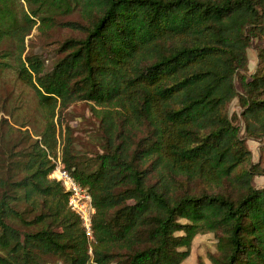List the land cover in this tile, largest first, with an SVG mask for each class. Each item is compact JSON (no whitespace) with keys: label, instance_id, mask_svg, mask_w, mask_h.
Returning <instances> with one entry per match:
<instances>
[{"label":"trees","instance_id":"1","mask_svg":"<svg viewBox=\"0 0 264 264\" xmlns=\"http://www.w3.org/2000/svg\"><path fill=\"white\" fill-rule=\"evenodd\" d=\"M72 13L79 20L57 18ZM56 26L73 34L46 70L25 40ZM3 43L0 79L13 71L44 123L7 152L0 264H181L205 234L207 263L264 264V186L253 181L264 166L246 143L264 152V0H0ZM77 103L97 121L90 156L67 117ZM57 151L91 194V252L49 177Z\"/></svg>","mask_w":264,"mask_h":264},{"label":"rangeland","instance_id":"2","mask_svg":"<svg viewBox=\"0 0 264 264\" xmlns=\"http://www.w3.org/2000/svg\"><path fill=\"white\" fill-rule=\"evenodd\" d=\"M57 18L61 21L79 20V15L77 13L58 14ZM72 34L70 30L62 26H56L50 30H38L35 27L26 36V52L39 55L44 61L45 69L50 70L52 63L60 56L56 52L58 43ZM7 45V43H3L0 46V50L6 48ZM258 45L259 42L254 41L247 49V79L256 70V46ZM227 107L230 116L235 113L240 117V108L237 99H233L228 103ZM67 117L74 130L75 149L80 151L81 154L88 156L98 151L99 139L96 134L97 121L91 115L87 104H74L68 110ZM43 123L34 92L28 86L22 84L16 78L13 71H5L0 79V178H6V176L13 173L10 162L7 160V152L11 146L16 142L23 141V133L25 130L29 131L35 137V134L43 128ZM235 123L242 128L243 123L241 119L235 121ZM246 143L252 152L251 161H260V164L264 166V152L260 150L261 143L251 139H248ZM56 155H60V151H57ZM253 181L256 187L264 186V175L255 176ZM212 247L211 234L199 235L194 241L189 260L196 263V259L202 257L205 263L209 262L204 256L206 249H212Z\"/></svg>","mask_w":264,"mask_h":264},{"label":"built area","instance_id":"3","mask_svg":"<svg viewBox=\"0 0 264 264\" xmlns=\"http://www.w3.org/2000/svg\"><path fill=\"white\" fill-rule=\"evenodd\" d=\"M51 160L54 163V168L50 172L49 177L59 182L66 192L68 206L80 218L88 239V251L91 252V240L93 239L92 214L94 213L91 194L84 187L80 186L71 173L64 167L60 155H57L55 158L51 157Z\"/></svg>","mask_w":264,"mask_h":264},{"label":"crops","instance_id":"4","mask_svg":"<svg viewBox=\"0 0 264 264\" xmlns=\"http://www.w3.org/2000/svg\"><path fill=\"white\" fill-rule=\"evenodd\" d=\"M198 238V237H197ZM196 238V239H197ZM191 257V256H190ZM181 264H196V263H193V261L192 260H189V258L186 260V261H184L183 263H181ZM204 264H210V263H204Z\"/></svg>","mask_w":264,"mask_h":264}]
</instances>
